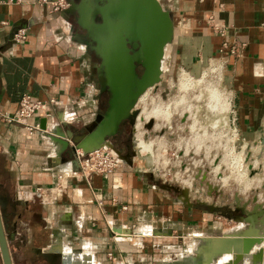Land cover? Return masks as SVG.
Wrapping results in <instances>:
<instances>
[{
    "label": "crops",
    "instance_id": "0c3cea01",
    "mask_svg": "<svg viewBox=\"0 0 264 264\" xmlns=\"http://www.w3.org/2000/svg\"><path fill=\"white\" fill-rule=\"evenodd\" d=\"M169 2L173 31L167 68L179 66L190 72L199 64V74L207 63L221 61L223 85L231 96L241 138L245 144L255 143L264 133V0ZM209 15L226 25L227 39L244 41L237 55L218 56L220 36L207 25ZM20 27L25 28V37L14 41L12 33ZM91 44L65 10L54 11L40 0H0V113L14 112L22 93L60 101L34 112L30 120L47 131L30 137L0 115V181L10 182L7 198L13 201L10 213L16 220L15 224L1 220L8 251L9 243L23 247L29 238L39 248L48 227V235L54 237L51 246L63 245L69 253L86 251L87 264H201L198 251L204 243L199 233L211 228L216 205L202 207L198 200L180 205L179 187L157 182L135 167L133 156H123L106 174L90 173L88 181L67 178L59 194L53 189L55 174L76 164L71 140L64 136L68 142L59 147L48 136L51 128L60 124L64 133L86 132L105 108L107 92L99 83V58ZM119 131L124 133L121 127ZM36 186L44 195L34 192ZM23 192L32 195L26 198ZM94 193L103 194L101 205ZM111 196L116 197L113 203ZM225 238L214 241L213 247L239 250V244L229 245ZM256 244L261 251L246 255V263L264 262L261 239L248 251ZM46 252L41 264H63L64 253Z\"/></svg>",
    "mask_w": 264,
    "mask_h": 264
},
{
    "label": "rangeland",
    "instance_id": "374dc122",
    "mask_svg": "<svg viewBox=\"0 0 264 264\" xmlns=\"http://www.w3.org/2000/svg\"><path fill=\"white\" fill-rule=\"evenodd\" d=\"M159 1L164 7H170L169 0ZM211 65V62L207 63L200 75V72L196 74L199 64L192 65L188 74L182 73L179 66L169 70L166 64L159 82L136 100V118H132L131 127L122 126V137L126 151L131 154L129 159L133 156L135 167L157 182L179 187L180 205L187 200L194 203L202 201V207L209 203L216 205L211 216V228L199 233L201 243H204L199 249L207 248L202 264H225L229 260H236L234 264H249L246 263L247 256L257 253L261 245L256 244L247 253L242 249L214 248L212 243L231 233L249 230L245 228L248 223L243 217L258 209L262 212L256 215V225L252 228L264 234V133L255 143L245 144L235 119L237 134L231 135L229 126L232 123L228 125L229 113L225 111L228 102L224 94L228 92L223 85V74L221 69L209 68ZM185 75H191L188 82L182 78ZM212 88L221 94L223 103L216 109L210 107L213 104L210 98ZM137 139L140 144H137ZM109 141L113 144L110 137H106L102 144L107 145ZM121 143L117 141L118 145ZM9 189L10 183L4 179L0 186V215L2 222L15 224V215L10 213L13 201L7 198ZM20 201L23 202L22 199ZM45 231L39 248L30 238L23 247L20 243H9L13 264H41L40 259L46 257V251L52 250L54 238L48 235V227ZM211 239L213 242L209 243ZM261 241L264 243V239Z\"/></svg>",
    "mask_w": 264,
    "mask_h": 264
},
{
    "label": "water",
    "instance_id": "95a60500",
    "mask_svg": "<svg viewBox=\"0 0 264 264\" xmlns=\"http://www.w3.org/2000/svg\"><path fill=\"white\" fill-rule=\"evenodd\" d=\"M68 3L63 10L74 14L75 23L85 31L99 58V83L106 89V104L86 132L64 133L60 124H56L48 136L59 147L67 144L65 136L75 146L90 149L114 135L121 121L127 118L132 124V118H136L134 105L138 96L159 81L163 48L171 41L173 24L169 10L159 0H68ZM84 140L90 145L81 146ZM261 212L258 209L245 215L243 219L248 223L245 228L252 229L256 215ZM242 233L243 230L230 235L238 239ZM206 249L198 251L202 255L201 264ZM0 259L2 264H12L1 218ZM62 263L73 264L65 262L63 255Z\"/></svg>",
    "mask_w": 264,
    "mask_h": 264
},
{
    "label": "built area",
    "instance_id": "2783aa9c",
    "mask_svg": "<svg viewBox=\"0 0 264 264\" xmlns=\"http://www.w3.org/2000/svg\"><path fill=\"white\" fill-rule=\"evenodd\" d=\"M41 2H48L51 5V9L54 11H63L67 5H69L68 0H40ZM207 25L211 28V30L217 33L220 36V42L218 46V56H223L226 54L237 55L244 45V41L238 39H227L226 31L227 27L223 23H217L213 20V17L209 15L206 18ZM25 37V28L20 27L17 28L12 33V39L14 41L21 40ZM211 69L220 70L222 68L221 61L211 62ZM216 64V65H214ZM182 73H187L188 71L180 68ZM204 71L200 72V75L203 74ZM188 74V73H187ZM199 75V76H200ZM191 78V75H188ZM225 97L228 102V107L225 111L229 113L230 123V133L235 136L237 134L236 127L233 121L236 119L233 109L230 107L231 96L225 92ZM47 104L57 105L60 104L59 100L54 98H49L47 100L37 99L31 97L28 93H22L18 99L17 107L12 113H0L3 118L8 122H14L19 125L20 130L25 135V137L32 136L35 132H46L47 128L45 126H41L36 121H31L30 118L37 110L45 109ZM47 116V113H44V117ZM227 122V121H226ZM72 154L73 159L75 161L76 166H65L60 171L55 174L53 189L57 194L60 193L62 187L66 183V179L69 177H82L85 180H89L90 173H100L106 174L110 172L112 169L117 167L121 161L123 160V155L120 151L111 143V141L107 145H103L100 142L97 146H94L92 149H82L79 146H75L72 143ZM34 192L38 193L40 196L44 195V189L41 186H36L34 188ZM23 197L31 196V192H23ZM93 198L97 205H101L103 202V194L102 193H94ZM116 197L111 196L110 202H115ZM121 208H125V205H121ZM125 233H121L123 235ZM109 254V253H108Z\"/></svg>",
    "mask_w": 264,
    "mask_h": 264
},
{
    "label": "bare ground",
    "instance_id": "6f19581e",
    "mask_svg": "<svg viewBox=\"0 0 264 264\" xmlns=\"http://www.w3.org/2000/svg\"><path fill=\"white\" fill-rule=\"evenodd\" d=\"M168 49H169V43H166L165 45H164V48H163V56H162V59H161V71L165 68V66H166V56H168L167 55V53H168ZM183 76V75H182ZM183 79H185V82H188V80H190L189 79V77L187 76L186 77V75H185V77H182ZM157 82H159V81H157ZM157 82H154L152 85H150V86H148L146 89H148L149 87H152V86H154ZM184 83V82H183ZM146 89L142 92V93H144L145 91H146ZM142 93L138 96V98L142 95ZM214 93V94H213ZM214 95V97H213V95ZM220 96H221V94L217 91V89L216 88H212L211 89V93H210V98H211V101H213V104H211V108L212 109H216L217 107H218V105L219 104H223L222 102H221V99H220ZM138 98H137V100H138ZM219 102H221V103H219ZM209 105H210V103H209ZM153 110V109H152ZM151 110V111H152ZM154 111H155V109H154ZM153 111V112H154ZM156 112V111H155ZM166 114V113H165ZM159 115V114H158ZM163 115H164V113H163ZM155 116V115H154ZM157 116V115H156ZM105 140V139H104ZM104 140H102L101 142H103ZM100 143V142H99ZM80 145L81 146H83V147H86V146H89L90 145V142L89 141H87V140H84L83 142L81 141L80 142ZM105 145V144H104ZM80 147V146H79ZM93 148V147H92ZM92 148H90V149H92ZM226 237H228V238H225L224 240H225V242H228L229 243V245H230V243L231 242H233L234 243V245H235V243L236 244H239L240 245V247H239V249H242V251L243 252H247L248 253V249L250 248V246H252V245H254L255 243H257L260 239H264V234H261L260 232H259V230L258 229H256V228H252V229H250L249 228V230H247V231H245L244 233H242V235L240 236V238H238V239H235V238H232V237H236L235 235H230V236H226ZM214 239V238H213ZM213 239H211V240H209V243H211V242H213ZM231 239V240H230ZM233 239H234V241H233ZM237 246V245H236ZM51 249L52 250H57V251H61L62 253H64V260H65V262L67 261L68 263H77V264H87V262L86 263H84L85 261H83L84 260V256H85V253H87L86 251H84V252H70L69 253V251H71V250H69L67 247H65V246H63V245H54V246H52L51 247ZM241 251V253H243ZM241 253H239V254H241ZM237 256V255H236ZM256 256V255H255ZM254 256V257H255ZM238 257H240V255H238ZM236 258V257H235ZM87 260V259H86ZM236 260H234L233 262H232V264H234V262H235ZM92 264H95V262L93 261V263ZM226 264H230V262H227Z\"/></svg>",
    "mask_w": 264,
    "mask_h": 264
},
{
    "label": "flooded vegetation",
    "instance_id": "af4514ba",
    "mask_svg": "<svg viewBox=\"0 0 264 264\" xmlns=\"http://www.w3.org/2000/svg\"><path fill=\"white\" fill-rule=\"evenodd\" d=\"M74 2H76L77 0H73ZM71 14V13H70ZM73 16H74V14H72ZM95 20H98V17L97 16H95V18H94ZM131 123L129 122V120L126 118V119H124L123 121H121V123L119 124V127H118V130H117V132L114 134V135H112V136H110V138H111V140H112V142H113V145L120 151V153L125 157V158H129V156L131 155V154H129V152L128 151H126V142H124L125 141V139L122 137V134H121V132L119 131L120 130V127L122 128V126L125 128V126H127L128 128L129 127H131ZM105 140H106V138H105ZM117 141H120V142H122L120 145H118L117 144ZM110 142V141H109Z\"/></svg>",
    "mask_w": 264,
    "mask_h": 264
},
{
    "label": "trees",
    "instance_id": "16d2710c",
    "mask_svg": "<svg viewBox=\"0 0 264 264\" xmlns=\"http://www.w3.org/2000/svg\"><path fill=\"white\" fill-rule=\"evenodd\" d=\"M10 183V182H9ZM2 185V182L0 181V186ZM1 200V199H0Z\"/></svg>",
    "mask_w": 264,
    "mask_h": 264
}]
</instances>
